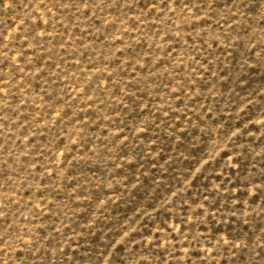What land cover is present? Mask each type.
I'll return each instance as SVG.
<instances>
[{"label":"rangeland","instance_id":"374dc122","mask_svg":"<svg viewBox=\"0 0 264 264\" xmlns=\"http://www.w3.org/2000/svg\"><path fill=\"white\" fill-rule=\"evenodd\" d=\"M0 264H264V0H0Z\"/></svg>","mask_w":264,"mask_h":264}]
</instances>
